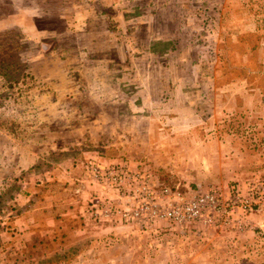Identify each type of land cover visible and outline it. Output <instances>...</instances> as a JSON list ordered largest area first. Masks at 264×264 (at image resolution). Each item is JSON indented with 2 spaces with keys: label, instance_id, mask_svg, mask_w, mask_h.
<instances>
[{
  "label": "rangeland",
  "instance_id": "1",
  "mask_svg": "<svg viewBox=\"0 0 264 264\" xmlns=\"http://www.w3.org/2000/svg\"><path fill=\"white\" fill-rule=\"evenodd\" d=\"M8 16L0 264H264V207L241 233L120 224L92 215L117 196L90 170L263 184L264 0H0Z\"/></svg>",
  "mask_w": 264,
  "mask_h": 264
},
{
  "label": "built area",
  "instance_id": "2",
  "mask_svg": "<svg viewBox=\"0 0 264 264\" xmlns=\"http://www.w3.org/2000/svg\"><path fill=\"white\" fill-rule=\"evenodd\" d=\"M92 180L113 191L115 203H96L92 215L139 228L160 225L180 233L243 232L264 207V183L206 191L155 183L124 164L91 167Z\"/></svg>",
  "mask_w": 264,
  "mask_h": 264
},
{
  "label": "crops",
  "instance_id": "3",
  "mask_svg": "<svg viewBox=\"0 0 264 264\" xmlns=\"http://www.w3.org/2000/svg\"><path fill=\"white\" fill-rule=\"evenodd\" d=\"M10 16H8L5 20L0 21L1 25L3 26V27H0V32L7 30L9 27H13V25L10 24V23H13V18L11 19ZM25 26H27V24L20 25V27L22 28ZM29 29L32 30L31 27Z\"/></svg>",
  "mask_w": 264,
  "mask_h": 264
},
{
  "label": "trees",
  "instance_id": "4",
  "mask_svg": "<svg viewBox=\"0 0 264 264\" xmlns=\"http://www.w3.org/2000/svg\"><path fill=\"white\" fill-rule=\"evenodd\" d=\"M0 66H3V62L0 63ZM9 67V66H8ZM3 73V72H2ZM5 73V72H4Z\"/></svg>",
  "mask_w": 264,
  "mask_h": 264
}]
</instances>
